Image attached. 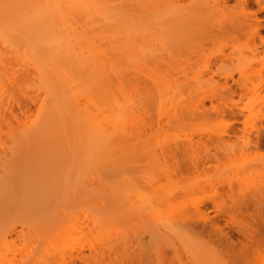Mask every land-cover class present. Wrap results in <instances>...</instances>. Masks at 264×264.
I'll list each match as a JSON object with an SVG mask.
<instances>
[{
	"label": "rangeland",
	"instance_id": "rangeland-1",
	"mask_svg": "<svg viewBox=\"0 0 264 264\" xmlns=\"http://www.w3.org/2000/svg\"><path fill=\"white\" fill-rule=\"evenodd\" d=\"M118 2L119 25H112L107 17L102 47L126 48L128 57L134 55L125 58L118 51L108 53L126 79L109 80L108 74L115 78L110 68L104 69L103 60L91 56L59 64L75 85L74 94L93 110V124L112 130L109 119L112 112H118L121 142L111 146L101 164L105 186L92 198L78 191L62 206L54 201L60 214L54 225L44 223L42 217L34 222L22 217L7 220L6 227L15 228L16 233L0 242V264H32L31 251L36 264H233L242 248L249 256L239 257L243 264H264V147H246L249 138L232 132L219 140L226 129L256 140L253 124L261 126L264 136V71L257 73L264 62V27L254 38L231 35L243 13L241 7L233 8L236 0L227 2L231 8L226 12L216 6L220 0H193L190 7L177 6L176 0ZM251 6L258 8L255 2ZM258 15L264 25V11ZM68 18L74 22L72 16ZM126 18L133 20V28L124 24ZM222 46L227 56H214L212 70L202 75L203 60ZM0 57L17 61L0 73L8 78L17 73L19 83L10 88L24 105L33 101L34 93L42 94L35 78L29 76L34 74L33 64L15 46L0 39ZM250 61L253 67L240 71L239 66ZM217 69L232 72V77L215 74ZM245 79L247 88L242 84ZM226 81L236 90L233 100L247 105L246 110L219 95L201 103L204 91L219 90ZM40 105L39 100L33 102V114ZM214 153L222 158L217 167L208 158ZM200 159L205 160L204 169ZM228 181L232 182L230 194ZM211 186L226 207L237 204L240 209L246 204L248 211L243 207V213L247 212L236 218L250 223L246 228L255 231L254 238L246 239L223 215L215 214L211 203L203 202ZM203 208L213 215L212 220L220 221L227 237L236 243L234 249L226 235L217 232L215 221L211 225L205 219L204 223Z\"/></svg>",
	"mask_w": 264,
	"mask_h": 264
},
{
	"label": "bare ground",
	"instance_id": "bare-ground-1",
	"mask_svg": "<svg viewBox=\"0 0 264 264\" xmlns=\"http://www.w3.org/2000/svg\"><path fill=\"white\" fill-rule=\"evenodd\" d=\"M135 1L138 4L150 2V0ZM228 1L220 0L216 6L220 11L226 12L231 8L227 4ZM183 2L184 0H176L177 6L188 7L192 5L193 0H190L189 4ZM252 2L258 5L256 10L251 6ZM237 7H241L243 13L238 18L231 35L237 36V33H241L251 38L259 36L264 25L261 23L262 19L258 12L264 11V0H236L233 8ZM120 8L121 3L118 0H0L1 42L15 46L21 56L27 57L31 61L34 66V74L29 76L35 78L36 84L42 90V94L34 93L33 101L30 104L24 105L21 98L16 96L13 89L10 88L12 83H19L16 81V79L19 80L17 73H13V76L9 75V78L0 73V223H3L1 243L5 242L8 236L16 233L15 228L6 227V221L8 220L10 223V218L22 217L25 221L31 219L34 222L38 217H42L44 223L54 225L60 215L56 214L58 210H55L52 204L54 201L62 206L73 197V192H88L91 194L89 198H92L93 193L100 194L102 192L105 184L102 181L101 164L105 162L111 146L121 142L118 136V112H112L109 119V125L114 127L112 130L102 123L93 124V115L90 116L93 110L84 99L74 94L75 85L69 82L63 69L59 68V64L64 59L76 58L81 61L86 56H91L98 61L103 60L104 69L110 68L115 78L112 79L108 74L109 80L120 82L126 79L124 75H121V67L117 60L108 53L118 51L125 58H134V55L128 57L126 48L113 46L111 51L102 47L105 37V20L108 17L112 25L118 26ZM69 16L73 17V23L69 20ZM125 20L124 24L127 23V26L133 28V20L131 18ZM78 23L79 25H76ZM245 27L252 29L246 32ZM74 34H76L75 44L71 40ZM204 48L205 43L202 45V49ZM220 55L227 56L223 46L210 56H206L203 60L202 75L206 71L212 70V65L215 63L213 57ZM254 61L240 65V71L252 68ZM13 63H17V61L12 58L0 57V70L7 71V67L14 65ZM263 71L264 62L257 69V73L262 74ZM214 73L226 79L232 77V72L229 71L217 69ZM212 80L215 85L219 84L215 78ZM247 81L248 79L242 81L246 88L248 87ZM221 85L219 90L214 89L210 93L204 91L201 94V103L203 104L206 99L213 100L219 95L232 105L244 110L248 108L247 105H237L233 100L236 90L232 86H228L227 81ZM224 91H228L230 96H227ZM240 96L242 97V95ZM37 100L41 105L37 113L33 114V102ZM33 115L35 118H32ZM242 124L245 129L248 128L247 122L244 121ZM259 127L261 128L260 125ZM259 127L256 124L251 127L257 131L256 140L249 134L239 135L237 130L229 131V129H224L225 131L221 132V135L219 134V140L223 141L225 135L233 133L242 139L249 138L246 147L262 148L264 147V136ZM246 147L244 146V148ZM244 148L242 146V149ZM76 155L80 157H75ZM208 158L214 159L213 165L216 167L222 161V158L216 153ZM199 161L204 169L205 160L200 159ZM82 164H85L86 167ZM231 183L229 182L228 187L226 186L229 194L232 190L230 189ZM221 184L222 186L226 185L224 181H221ZM202 199L205 203H211L215 214L223 215L227 221H230V224L235 226L234 228H237L238 232L244 233L246 239L247 237L254 238L255 231L250 230V223L247 222L249 223L247 224L245 219H237V215H241L243 209L247 207L246 204L242 205L243 209L240 206L238 209L237 204H232L231 208L226 207L222 197L219 194H214V186H211L210 191L204 194ZM203 209L202 217L204 216L206 224L207 219L211 221L214 217L210 216L209 210ZM246 210L244 213L248 211ZM99 219L101 220V217ZM212 221L213 223L215 221V225ZM212 221L210 223L216 226L218 233L220 232L226 237L229 236L225 233L219 220ZM246 226L249 227L246 228ZM229 237L227 238L229 239ZM91 240L90 242L94 241V239ZM229 243L234 249L236 243L231 239H229ZM242 243L240 242V244ZM93 244L95 243H91V248L96 249L97 246L95 247ZM24 246L28 247L29 244ZM243 247L245 248V246ZM229 248L231 247L229 246ZM243 250V248L240 249L241 253L239 255L237 253V255L245 260L248 254L245 255L246 252ZM34 256V251L28 255L32 264L37 263ZM239 257L233 264H243V259Z\"/></svg>",
	"mask_w": 264,
	"mask_h": 264
}]
</instances>
